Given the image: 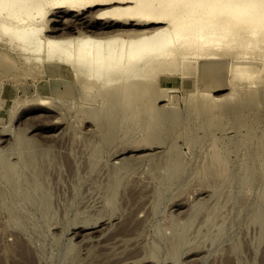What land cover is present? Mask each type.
<instances>
[{"label":"rangeland","instance_id":"obj_1","mask_svg":"<svg viewBox=\"0 0 264 264\" xmlns=\"http://www.w3.org/2000/svg\"><path fill=\"white\" fill-rule=\"evenodd\" d=\"M167 80L159 79L168 91L159 104L181 113L182 124L161 128V142L152 145L142 144L146 131L137 122L119 127L108 142L100 123L84 120L77 107H37L28 102L33 94L23 90L11 105L1 102L11 96L0 90V264L7 257V264H14L10 249L18 242L29 249L34 264H264V103L256 106L261 122L251 128L250 122L238 125L252 110L235 100L226 126L205 137L197 114L190 117L188 91ZM242 87L237 99L252 90L250 83ZM229 91L212 94L224 97ZM215 141L231 177L223 183L209 178L204 185L208 178L201 170ZM176 155L183 168L174 171ZM24 156H32L31 165Z\"/></svg>","mask_w":264,"mask_h":264},{"label":"bare ground","instance_id":"obj_2","mask_svg":"<svg viewBox=\"0 0 264 264\" xmlns=\"http://www.w3.org/2000/svg\"><path fill=\"white\" fill-rule=\"evenodd\" d=\"M163 77L188 91L190 117L197 114L204 135L209 137L215 128L226 126L225 117L237 108L235 100L244 110H252L246 119L242 110L238 125L250 122L252 128L261 114L256 106L264 103V0H0V90L5 97L11 96L10 100L2 98V103L16 104V93L23 90L33 94L28 102L37 107H77L84 120L100 123L108 142L116 139L119 127L137 122L146 131L142 144L152 145L161 142V128H176L183 119L169 103L159 104L168 96L159 81ZM246 83L252 90L237 99ZM226 89L229 93L220 97ZM18 149L24 153V148ZM222 151L215 141L209 162L200 167L205 165L201 174L208 178L204 185L210 179L230 180ZM181 160L179 156L173 162L174 171L183 168ZM175 238L174 253L179 246ZM15 244L10 249L14 264H34L29 249L21 242Z\"/></svg>","mask_w":264,"mask_h":264}]
</instances>
